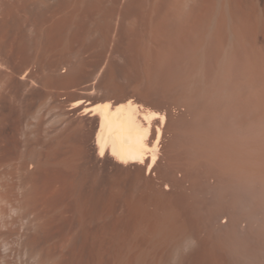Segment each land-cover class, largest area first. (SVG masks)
<instances>
[{"label": "rangeland", "instance_id": "rangeland-1", "mask_svg": "<svg viewBox=\"0 0 264 264\" xmlns=\"http://www.w3.org/2000/svg\"><path fill=\"white\" fill-rule=\"evenodd\" d=\"M0 19V264L264 263V0H0ZM105 98L166 115L148 174L98 154L82 109Z\"/></svg>", "mask_w": 264, "mask_h": 264}, {"label": "bare ground", "instance_id": "bare-ground-1", "mask_svg": "<svg viewBox=\"0 0 264 264\" xmlns=\"http://www.w3.org/2000/svg\"><path fill=\"white\" fill-rule=\"evenodd\" d=\"M63 6H61V8H64V9H66L67 10V5H68V3L67 4H65V1H63ZM70 4V3H69ZM66 5V6H65ZM68 7H69V5H68ZM61 8H60V10H61ZM59 9V8H58ZM64 9H62V10H64ZM174 9V8H173ZM48 10V9H47ZM60 10H59V12H60ZM69 10V9H68ZM171 11H173V10H171ZM174 11H175V9H174ZM63 12V11H62ZM65 12V11H64ZM61 13V12H60ZM115 13V12H114ZM113 12H111L110 13V16L112 17V15L111 14H114ZM172 14V15H171ZM171 14H170V16L168 15V17L170 18L169 19V23L170 22H172V21H174L173 19H174V16H173V12H171ZM175 14V13H174ZM105 15V14H104ZM109 15V12L106 14V16H107V18L109 17L108 16ZM120 14H118V17H117V21H118V23H119V25H120V29H121V24L123 25V24H126V25H128L129 24V26H133V25H135V26H144L146 23L145 22H143V21H145V20H141L140 19V17H139V19H140V24H139V19L137 18V17H133V16H131V15H129L128 13H124L123 12V14L122 15H120ZM116 16H117V13H116ZM173 16V17H172ZM176 16V15H175ZM54 17L56 18V14L54 15ZM59 17V16H58ZM110 17V18H111ZM177 17V16H176ZM180 17V16H179ZM179 17H177L176 19L178 20L177 22H179L180 20H179ZM112 18H114L115 19V21H116V17L113 15V17ZM171 18H172V21H171ZM57 19V18H56ZM106 19V18H105ZM109 19V18H108ZM166 19V21L168 20L167 18H165ZM53 20V19H52ZM159 20V22H157L156 24L159 26V28L161 27V29H163L162 27H163V23L162 22H164L165 20L164 19H158ZM157 20V21H158ZM161 20V21H160ZM0 21L1 22H3L2 21V19H0ZM55 21V20H54ZM54 21H52V24L54 23ZM166 21H165V24H166ZM0 22V24L1 25H4V24H2ZM126 22H128V24L126 23ZM175 22V21H174ZM5 23V22H4ZM49 23H51L50 21H49ZM121 23V24H120ZM159 23H160V25H159ZM169 23H167V24H169ZM131 24V25H130ZM174 24H177V27H178V25L180 24V22L179 23H174ZM6 25V24H5ZM119 25H118V27H119ZM170 25V24H169ZM54 26V25H53ZM125 26V25H124ZM128 26V27H129ZM131 26V27H132ZM139 26V27H140ZM170 26H172V25H170ZM170 26H168V27H170ZM131 27H129V29H127V26H125L124 28H126L127 30H130L131 32H133V33H135V31H132L131 30ZM157 27V26H156ZM166 27V26H165ZM122 28H123V26H122ZM123 28V29H124ZM158 27L156 28V30H157V33L156 34H159V32H158V29H159ZM171 28H174V27H171ZM133 30H134V26H133V28H132ZM135 29H136V27H135ZM176 29V28H175ZM161 31V30H160ZM21 42H19V45H21L20 44ZM41 45V44H40ZM3 46V49H5V44L4 45H2ZM22 46H23V44H22ZM38 46V45H37ZM1 47V46H0ZM7 48V47H6ZM18 48H21V46H19ZM25 48H29V45H26L25 46V44H24V48H22V49H24V50H27V49H25ZM31 48V47H30ZM34 48H36V46L34 47ZM44 48V47H43ZM42 48V50H43V52L41 51V53L43 54V53H45V51H46V49L44 48L43 49ZM2 49V50H3ZM21 49V50H22ZM39 49H40V47H39ZM7 50H9V49H7ZM13 50V49H12ZM12 50H10V51H12ZM21 50L19 49V50H17V52H18V54L17 55H19V53H21ZM37 50H38V47H37ZM41 50V49H40ZM20 51V52H19ZM5 52H7V51H4L3 50V53H5ZM8 53H9V51H8ZM8 53H5L6 55L8 54ZM12 53V52H11ZM25 53H26V51H25ZM30 53V52H29ZM40 53V52H39ZM2 54V53H1ZM13 55L12 56H14V54H16V52L15 53H12ZM31 54V56H32V53H30ZM34 55V54H33ZM5 56V55H4ZM7 56H10V55H7ZM11 56V58H13ZM22 56V55H21ZM27 56H28V53L26 54V60H28V58H27ZM42 56V55H41ZM40 56V57H41ZM15 57L17 58L18 56H16L15 55ZM14 57V58H15ZM19 57H20V55H19ZM29 58H30V56H28ZM36 58H37V52H36V56H35ZM10 58V57H9ZM23 58H24V54H23ZM6 59V57L4 58V60ZM25 59V58H24ZM25 60V61H26ZM37 60H39V57L37 58ZM7 61L9 62V60L7 59ZM7 61H6V63H7ZM12 61L14 62L15 60L14 59H12ZM11 61V62H12ZM29 61V60H28ZM27 61V62H28ZM3 63H4V61H3ZM29 63H33L32 62V58L30 59V62H28L27 63V65H29ZM5 64V63H4ZM25 64V63H24ZM1 65H2V63H1ZM9 65H10V63H9ZM16 65V64H15ZM15 65H14V67H15ZM23 65V64H22ZM26 65V66H27ZM7 65H5V67H6ZM17 66H19L18 64H17ZM25 66V65H24ZM10 67V66H9ZM8 67V68H9ZM20 67V66H19ZM186 67V66H185ZM11 68H12V64H11ZM11 68H10V70H11ZM16 68V67H15ZM13 69V68H12ZM17 69V68H16ZM16 69H14L15 70V72H17V70ZM19 69V68H18ZM184 70H185V68H183ZM187 69V68H186ZM3 70V69H2ZM1 70V71H2ZM182 70V69H181ZM187 71V70H186ZM20 72V71H19ZM14 73V72H13ZM27 73H29L28 71H27ZM7 74V73H6ZM8 74L9 75H7L8 77L10 76L11 77V75H10V72H8ZM17 74H18V72H17ZM3 75V74H2ZM13 76V75H12ZM3 77H5V76H3ZM16 77V76H15ZM2 78V77H1ZM2 79H4V78H2ZM14 78L12 77V80H11V82H12V84H13V80ZM6 80V79H5ZM5 80H4V83H5ZM8 80V79H7ZM10 81V80H9ZM8 81V82H9ZM7 83V82H6ZM5 83V84H6ZM4 84V85H5ZM11 84V83H10ZM9 84V85H10ZM8 85V86H9ZM5 87V86H4ZM4 87H3V89L2 90H5V91H3V92H7V89L9 88H5L4 89ZM1 88H2V86H1ZM11 88V87H10ZM13 89H14V87H13ZM10 91V90H9ZM8 91V92H9ZM2 92V93H3ZM11 92H12V90H11ZM31 92V91H30ZM1 94V93H0ZM7 94V93H6ZM33 94V93H32ZM3 95V94H2ZM2 95H1V99H2ZM7 96V95H6ZM9 96H10V93H9ZM28 97L29 96H31V94L30 95H27ZM0 99V100H1ZM4 99V98H3ZM9 99H11V97L9 98ZM103 100H105L104 102H101V103H98V104H96V105H89V103L90 102H88L87 101V103L85 104L86 106L85 107H83V109H82V113L84 114V115H86V114H88V115H90V116H98V119H99V121H98V124H97V129H96V133H95V137H94V144H95V147H96V149L98 150V154L99 155H101V157H103V156H110L111 157V159H114V161L115 162H118V163H120V164H124V165H129V164H137L138 166H144V167H146V171H147V174L149 173V172H151L152 170H154L155 168H156V166L158 165L157 163H158V161H159V157H160V155H159V145H160V142L162 141L161 139H163L162 138V136H163V130L162 129H164V127H165V125L167 124L166 123V121L168 120L167 118H166V115L165 114H163V113H160V112H157V111H154V110H151V109H149V108H147V107H144L142 104H139V103H137L136 101H134L133 99H128V100H126V99H115L114 101L112 100V101H110V100H108L107 98H105V99H103ZM102 100V101H103ZM6 101V100H5ZM1 102H3V101H1ZM86 102V101H85ZM84 100L83 101H80V102H76L75 104H74V108H77V107H81V104L83 103V105H84ZM5 103V102H4ZM1 105H2V107L3 106H5L6 105V103H5V105H3L2 103H1ZM1 107V106H0ZM3 114H5V113H3ZM1 115V114H0ZM5 117V116H4ZM2 118V117H1ZM0 118V122H2L3 124H4V122H5V120H4V122H3V120ZM3 119H5V118H3ZM158 121L159 120V125L157 124V126L155 127V131H154V125H153V122H155V121ZM6 121H7V118H6ZM6 123V122H5ZM1 125V124H0ZM21 152H19L18 153V155L20 154ZM22 153H24V152H22ZM16 155V154H15ZM21 155H23V157H24V155H25V153L24 154H21ZM15 158V157H14ZM19 158H20V156H19ZM10 159V158H9ZM17 159V158H16ZM24 159V158H23ZM23 159H21L22 161V165H24L23 163ZM13 159H12V157H11V160H7V161H4V162H7L6 164H5V166H7V164L9 163V161H12ZM15 160V159H14ZM17 160H19V159H17ZM26 160V159H25ZM12 163H14V161H12ZM16 163V162H15ZM19 163H20V160H19ZM18 163V164H19ZM26 163H27V161H26ZM2 163H0V165H1ZM10 164V163H9ZM17 164V163H16ZM15 164V165H16ZM2 165H4V164H2ZM1 165V166H2ZM14 165V164H13ZM9 166V165H8ZM12 166V165H11ZM20 166V167H19ZM19 168H21V170H22V168L23 167H21V165L19 164ZM3 167V166H2ZM17 167V168H18ZM1 168V167H0ZM24 168H25V165H24ZM23 168V169H24ZM19 170V169H18ZM0 177H2V176H0ZM0 181H1V179H0ZM238 184V183H237ZM236 184V185H237ZM235 185V186H236ZM229 186V185H228ZM233 186H234V184H233ZM227 187V185L224 187V189ZM230 187H231V185H230ZM238 187V186H237ZM237 187H234L235 189H236V191L234 190L233 192H237ZM233 188V189H234ZM224 189H223V191H224ZM226 189H228L229 190V187L228 188H226ZM225 189V190H226ZM228 190H226V192H224V194H222L221 192L219 193V196H220V194L222 195V196H225L226 195V193L228 192ZM231 190H232V188H231ZM231 190H230V192H231ZM239 190V189H238ZM222 191V192H223ZM233 192H231V194L233 193ZM241 193V192H240ZM242 194V193H241ZM228 195H230V194H228ZM234 195V194H233ZM235 195H237V194H235ZM239 195V194H238ZM237 195V196H238ZM216 196V195H215ZM217 196H218V194H217ZM242 196V195H241ZM241 196H239V197H241ZM226 197V196H225ZM232 197V196H231ZM239 197H235L236 199H238V200H241V199H239ZM215 198V197H214ZM219 197H217L216 199H218ZM224 198V197H223ZM225 199V198H224ZM220 200V199H219ZM222 201H223V199H221ZM234 201V198H231V200L229 201V199L228 200H225L226 202H225V204H222L223 205V207H224V205H227L228 204V202L227 201H229V203L231 204V205H234V202L236 201ZM208 201H210V200H208ZM211 202H212V200H211ZM213 202H214V200H213ZM212 202V203H213ZM218 202V201H217ZM216 202V203H217ZM231 202H233V204L231 203ZM210 203V202H209ZM236 203V205H238L237 203H239L238 201L237 202H235ZM229 204V205H230ZM213 205V204H212ZM214 206L216 207V205L214 204ZM217 206H221V203H220V205L219 204H217ZM210 207V206H209ZM222 207V208H223ZM208 208V207H207ZM218 208V207H217ZM213 209L214 210H216V208H214L213 207ZM221 208H219L218 210H220ZM225 209V208H224ZM223 209V210H224ZM207 210H211V209H207ZM213 211V210H212ZM221 211V210H220ZM217 212V211H216ZM212 213H215V211H213ZM211 213V214H212ZM219 213V212H218ZM217 213V214H218ZM215 215H216V213H215ZM212 216H214V214L212 215ZM233 243V242H232ZM235 243V242H234ZM234 243H233V247L235 246L234 245ZM231 244V243H230ZM230 244H228L227 246H229ZM231 247H232V244H231V246H230V248H227V250H229V249H231ZM237 247H239V246H237ZM250 248V247H249ZM233 249H235V248H233ZM258 249V248H257ZM232 250V249H231ZM231 250H229V251H231ZM236 250H237V248H236ZM240 250V249H239ZM244 250L245 251H247L245 248H244ZM259 250H260V248H259ZM241 251H242V249H241ZM244 251V252H245ZM255 251H256V249H255ZM258 251V250H257ZM256 251V252H257ZM261 252H262V249L260 250ZM213 252V251H212ZM212 252H211V255H212ZM219 252H221V251H219ZM224 252V251H223ZM228 252V251H227ZM233 253H234V250L232 251ZM231 252V253H232ZM237 252H239L238 250H237ZM237 252H235V255H236V253ZM249 253H246V255L247 254H250V250L248 251ZM254 252V250L251 252V253H253ZM256 252H255V255H256ZM259 252V251H258ZM257 252V253H258ZM215 254H216V252H214ZM232 253V254H233ZM240 253H242V252H240ZM264 252H262V254H263ZM219 254V253H218ZM222 254V253H221ZM226 254V253H225ZM230 254V253H229ZM229 254H228V256L227 257H225L224 258V256H222L221 257V259L222 260H220V258L218 259L220 262L221 261H224V259H228V257H229ZM231 254V255H232ZM254 254V253H253ZM261 254V253H260ZM241 256L243 255V254H240ZM257 255H259V253L257 254ZM256 255V256H257ZM221 256V255H220ZM219 256V257H220ZM226 256V255H225ZM245 256V255H244ZM244 256H242L243 257V260H244V258L246 259V257H244ZM250 256H254V255H248V257L250 258V259H253V257H250ZM260 256V255H259ZM259 256H257V257H259ZM215 257H217V256H215ZM231 258H232V256H230ZM229 257V258H230ZM240 257V256H239ZM238 257V258H239ZM242 257H241V259H240V261L242 260ZM247 257V258H248ZM261 257V256H260ZM259 257V258H260ZM224 258V259H223ZM258 258V259H259ZM262 258V257H261ZM216 259V258H215ZM227 259L225 260V262L227 261ZM249 259V260H250ZM256 258H254V260H255ZM263 259V258H262ZM217 260V261H218ZM229 260V259H228ZM242 260V261H243ZM249 260H247V261H249ZM216 261V260H215ZM219 261L216 263V264H218L219 263ZM237 261H238V259H237ZM242 261H241V263H242ZM245 261V260H244ZM246 261V262H247ZM256 261H257V259H256ZM260 261V260H259ZM263 261V260H262ZM261 261V262H262ZM224 262V263H225ZM239 262V261H238ZM237 262V263H238ZM246 262H245V264H246ZM224 263H222V264H224ZM226 263H228V262H226ZM225 263V264H226ZM231 263V262H230ZM229 263V264H230ZM235 264H236V262H234ZM249 263H251V260H250V262ZM255 264V262H253L252 261V264ZM239 264H240V262H239ZM242 264H244V262L242 263ZM260 264V263H259ZM264 264V263H263Z\"/></svg>", "mask_w": 264, "mask_h": 264}]
</instances>
